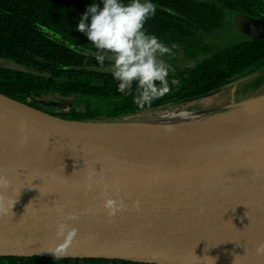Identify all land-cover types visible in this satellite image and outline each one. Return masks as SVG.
I'll use <instances>...</instances> for the list:
<instances>
[{"label": "water", "instance_id": "1", "mask_svg": "<svg viewBox=\"0 0 264 264\" xmlns=\"http://www.w3.org/2000/svg\"><path fill=\"white\" fill-rule=\"evenodd\" d=\"M237 21L242 32L264 31V21L244 16ZM73 49L96 58L92 50ZM0 68L42 74L14 61L0 60ZM255 83L247 95H237ZM262 97L264 70L192 100L113 120H67L0 94V141L31 144L70 158L42 169L0 163V174L11 182L6 195L18 199L13 213L0 217V257L264 264V256L255 251L264 243V108L234 119L209 138L114 127L193 106L227 112ZM213 98L221 102L201 108L202 101ZM55 102L73 104L64 98ZM90 176L95 181L91 190ZM105 185L126 204L111 216L103 207ZM70 214L77 219L67 220ZM60 222L77 229L71 240L57 237ZM58 247L63 251L55 257L49 251Z\"/></svg>", "mask_w": 264, "mask_h": 264}, {"label": "trees", "instance_id": "2", "mask_svg": "<svg viewBox=\"0 0 264 264\" xmlns=\"http://www.w3.org/2000/svg\"><path fill=\"white\" fill-rule=\"evenodd\" d=\"M99 0H0V60L14 61L42 74L0 68V94L67 120L119 119L153 108H164L211 93L235 80L264 70V41L243 45L239 57L225 54L206 61L196 71L174 77L168 95L139 108L132 93H120L112 74L71 71L64 67H104L96 58L73 49L94 50L76 29L80 16ZM127 2V0H125ZM159 7L145 29L166 44H186L196 33H222L227 11L261 17L264 0H153ZM168 9L171 13L162 11ZM197 30L198 32H196ZM256 87V85L254 86ZM179 93H178V92ZM72 101L65 109L42 99ZM58 103V102H57ZM59 104V103H58ZM64 104V103H63ZM44 105V106H43ZM46 106H48L46 108ZM0 264H138L102 259L0 257Z\"/></svg>", "mask_w": 264, "mask_h": 264}, {"label": "clouds", "instance_id": "3", "mask_svg": "<svg viewBox=\"0 0 264 264\" xmlns=\"http://www.w3.org/2000/svg\"><path fill=\"white\" fill-rule=\"evenodd\" d=\"M157 5L153 0H99L91 3L80 16L76 29L84 33L96 50V60L103 65L106 57H111L113 78L118 81L117 90L129 95L135 83L133 102L139 107L151 106L160 98L171 91L169 82V66L161 57L171 54L172 45L169 47L159 38L149 34L145 29L147 20L156 14ZM172 85L179 84L176 79L171 80ZM171 130V128H169ZM87 188L91 190L95 181L89 178ZM11 187V182L0 174V217L12 212L18 199L6 195V190ZM105 197L103 207L109 215L123 210L126 204L122 197L113 198L108 186H104ZM139 208V202L135 203ZM58 214L63 215V210L58 209ZM67 220L74 221L75 215H68ZM77 229L67 222L56 225L58 238L67 236L71 240L76 235ZM63 249L55 248L49 252L55 257ZM256 255L264 256V243L256 247Z\"/></svg>", "mask_w": 264, "mask_h": 264}, {"label": "bare ground", "instance_id": "4", "mask_svg": "<svg viewBox=\"0 0 264 264\" xmlns=\"http://www.w3.org/2000/svg\"><path fill=\"white\" fill-rule=\"evenodd\" d=\"M263 108L264 97L253 99L227 112H219L220 109L217 107L201 110L199 106H193L170 113L149 114L120 122L114 127L161 133H187L196 137L209 138L222 133L234 119L248 116ZM68 159H70L68 156L31 144L0 141V163L16 162L31 168L42 169Z\"/></svg>", "mask_w": 264, "mask_h": 264}, {"label": "flooded vegetation", "instance_id": "5", "mask_svg": "<svg viewBox=\"0 0 264 264\" xmlns=\"http://www.w3.org/2000/svg\"><path fill=\"white\" fill-rule=\"evenodd\" d=\"M239 16L264 21V13H262L261 17H256L240 12L233 13L227 11L228 22L224 23L225 28L222 29V33L216 35L212 33H196V36L186 44L174 43L173 45L176 47L172 48V53L161 57V59L169 66L170 69L168 77L169 82H171V80L181 72L188 70H191L192 72L196 71L206 61L222 55V52L229 58H234L236 56L239 57V53L243 49V45L247 46L249 44H255L264 41V31L257 30L253 34V32L247 28L242 32L237 21ZM195 31L198 32L197 30ZM164 44L172 47V44ZM103 65V68L111 67V62L105 61ZM178 81L180 82V80ZM255 85L256 83L250 84L244 88H240L237 95H247L252 89H254Z\"/></svg>", "mask_w": 264, "mask_h": 264}, {"label": "rangeland", "instance_id": "6", "mask_svg": "<svg viewBox=\"0 0 264 264\" xmlns=\"http://www.w3.org/2000/svg\"><path fill=\"white\" fill-rule=\"evenodd\" d=\"M42 101H43V103H47L48 101L50 102V103H54L53 104V106H52V108L53 109H57V108H62V109H65L66 108V106L67 105H69L68 103H57V102H55V101H52L51 99H42ZM221 101L219 100V99H216V98H213V99H208V100H205V101H202L201 102V108H208L209 106H211V105H214L215 103H220ZM44 106V105H43ZM48 106H46V108H47ZM174 110H177V109H174ZM171 112H172V110H171ZM63 260V259H62Z\"/></svg>", "mask_w": 264, "mask_h": 264}]
</instances>
